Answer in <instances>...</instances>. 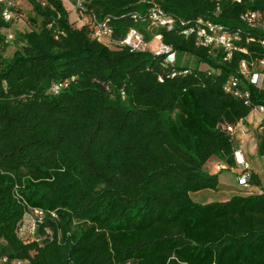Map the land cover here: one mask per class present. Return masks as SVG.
I'll use <instances>...</instances> for the list:
<instances>
[{
    "label": "trees",
    "instance_id": "obj_1",
    "mask_svg": "<svg viewBox=\"0 0 264 264\" xmlns=\"http://www.w3.org/2000/svg\"><path fill=\"white\" fill-rule=\"evenodd\" d=\"M150 3L175 19L153 33L207 70L175 62L180 73L171 78L152 52L107 46L88 24L71 23L60 0H20L30 31L10 60L0 34V264H264V194L194 199L218 190L217 176L204 171L212 157L224 171L234 167L226 127L264 107L258 84L239 86L241 97L225 91L242 60H264V0H222L218 10L212 0L84 6L110 19L115 41L136 28L152 44L148 22L130 16ZM247 11L260 15L252 26L240 19ZM198 18L240 31L247 55L236 50L227 60L197 45L180 23ZM249 182L257 184L251 174ZM35 211L37 237L22 241L19 225Z\"/></svg>",
    "mask_w": 264,
    "mask_h": 264
},
{
    "label": "built area",
    "instance_id": "obj_2",
    "mask_svg": "<svg viewBox=\"0 0 264 264\" xmlns=\"http://www.w3.org/2000/svg\"><path fill=\"white\" fill-rule=\"evenodd\" d=\"M18 0H0V22L4 24H10L14 20L18 18H22L21 8L18 6ZM41 2L42 0H36ZM75 3V10L77 13L78 19L81 24H88L91 36L99 42L106 44L107 46H121L127 47L131 51H139V52H146L150 51V44L148 41L145 40V35L141 31L136 28H130L124 37L119 40L115 41L113 39V29L109 25L110 19L104 18L99 19L92 11H87L86 7L84 6L85 0H72ZM149 2V0H145ZM215 1L217 4V9L219 6V2L222 0H212ZM227 2L232 3H241L242 0H224ZM132 19L135 22L143 21L148 22L147 27L145 30L151 33V42H158L159 47L156 52L153 54L157 57L162 58L161 67L162 68H171L170 77H175L178 73L172 66L176 62V54L175 52L169 47L162 43V37L158 33H153V30L158 28H166L167 30H171L175 25V19L171 16L166 14L160 7H158L154 3H150L146 10L144 11V15L140 12H132L131 15ZM215 16V13L212 15ZM260 15L256 11H247L246 13L242 14L240 19L245 24L252 26L255 22H258ZM183 27H186L183 31L184 35H194L196 38L197 45L203 48L209 49H220L223 54L225 55V59H230L231 54L233 51H239L242 54L247 55L246 49H241L237 46V42L240 39V31L234 30L229 31L226 30L222 25L218 24L217 22L213 21L211 18H198L193 23L191 22H181L180 23ZM1 30V27H0ZM12 40L11 36L6 38V41ZM264 44V42H262ZM184 74L187 71L183 72ZM264 74V60L252 59L250 61L242 60L239 65V71L237 75L230 78L227 85L225 86V91L233 93L237 97H241V93L238 90L239 86L244 85L245 83L257 84L260 75ZM62 84H56L52 86V92L58 93ZM245 96H248L245 93ZM124 98V95L122 94ZM253 111L264 112V107H257L254 108ZM237 123L234 126H227L226 130L231 134L234 133ZM233 158L235 163L238 165H243L245 170L242 174H240L238 178L239 185L243 186L244 188L249 187V174L246 173L247 165L243 162L241 153L239 151H234ZM217 171L225 170L224 166H217ZM34 216L35 220L33 222V228H31V234H35L34 238L28 239L25 242L32 241L36 239L37 234V223L41 218L42 213L39 211H35L32 214H26L22 223L19 225L17 230V235L19 236V232L23 227L24 220L26 216ZM23 241V240H22Z\"/></svg>",
    "mask_w": 264,
    "mask_h": 264
},
{
    "label": "crops",
    "instance_id": "obj_3",
    "mask_svg": "<svg viewBox=\"0 0 264 264\" xmlns=\"http://www.w3.org/2000/svg\"><path fill=\"white\" fill-rule=\"evenodd\" d=\"M260 79V78H259ZM259 79L257 84L259 85ZM245 120L241 121L239 125L236 126L233 133L234 137V151H239L241 153L243 162L247 165V174L254 176L257 184L249 182V187L244 188L238 184V178L245 170L243 165L234 164L232 173L234 184L229 183L228 178L224 174H216L222 171H217V166L225 165L224 161L217 158L215 167L213 171H207L210 175H216L218 180V190L217 191H203L197 195L201 197L203 193H222L220 201H226L234 195H247V194H264V156H257V140L256 133L258 127L262 125L260 130L264 132V112L253 111ZM224 171V170H223ZM231 171V170H230ZM213 172V173H209Z\"/></svg>",
    "mask_w": 264,
    "mask_h": 264
},
{
    "label": "rangeland",
    "instance_id": "obj_4",
    "mask_svg": "<svg viewBox=\"0 0 264 264\" xmlns=\"http://www.w3.org/2000/svg\"><path fill=\"white\" fill-rule=\"evenodd\" d=\"M63 7L66 9V11L69 14V21L75 22L78 19V15L75 10V3L72 0H60ZM18 6H20V0L17 1ZM23 7V6H22ZM21 7V8H22ZM30 12L28 10L22 11V18H18L11 22L8 27L1 28L0 34L4 37L11 36L12 40L7 41V49L3 53V58L5 60H10L14 51H16L18 48H20L24 44L23 36L30 31V27L28 23L26 22V18ZM159 43L158 42H152L150 44V52L154 53L158 50ZM176 66L179 68H187V69H196L199 67V70H207L208 67L205 64H198L197 59L188 53L185 52H176ZM259 86L264 89V74L260 75L259 79ZM121 101L123 104H126L125 98L121 96ZM251 113H254L253 111ZM216 157H212L204 166V171H213V167H215L217 162ZM213 173V172H209ZM218 175L224 174L228 178V182L234 184V177L232 170L231 171H222L220 173H216ZM239 184V183H238ZM222 193H203L201 197H194L195 201L201 202V203H208V202H214V201H220ZM35 220L34 216H26L24 220V224L22 229L19 232V238L23 241H26L28 239L34 238L36 235L31 234V228H33V222Z\"/></svg>",
    "mask_w": 264,
    "mask_h": 264
}]
</instances>
